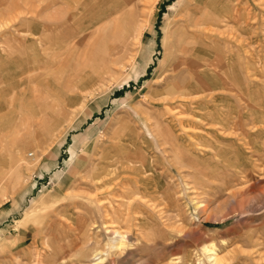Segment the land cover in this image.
I'll use <instances>...</instances> for the list:
<instances>
[{
    "label": "rangeland",
    "instance_id": "374dc122",
    "mask_svg": "<svg viewBox=\"0 0 264 264\" xmlns=\"http://www.w3.org/2000/svg\"><path fill=\"white\" fill-rule=\"evenodd\" d=\"M94 263L264 264V0H0V264Z\"/></svg>",
    "mask_w": 264,
    "mask_h": 264
},
{
    "label": "bare ground",
    "instance_id": "6f19581e",
    "mask_svg": "<svg viewBox=\"0 0 264 264\" xmlns=\"http://www.w3.org/2000/svg\"><path fill=\"white\" fill-rule=\"evenodd\" d=\"M121 160H123V159H121ZM120 166H121V164H120ZM112 168V167H111ZM121 170V169H120ZM147 169H145L144 171H146ZM145 173V172H144ZM103 175H104V173H103ZM106 176H107V174H105ZM104 175V176H105ZM102 177V176H101ZM101 177H100V181H102V179H101ZM105 179H107L106 177H105ZM106 181H109V180H106ZM104 182V181H103ZM111 182V181H110ZM121 182V181H120ZM108 183V182H107ZM107 183H105V184H107ZM133 183V182H132ZM135 183V182H134ZM104 184V183H103ZM128 184H129V182H128ZM127 184H125V186H123V190L124 191H126V192H124V193H129V192H132L131 190V188L129 189V187L128 186H126ZM121 186V187H122ZM133 187V186H132ZM135 187L138 189V187L135 185ZM123 193V194H124ZM137 194V193H136ZM131 200V199H130ZM146 206V205H145ZM138 208V207H137ZM114 210V209H113ZM119 210V209H118ZM118 210H116L118 213H119V211ZM114 212H115V210L113 211V215H114ZM126 214V213H125ZM121 216V215H120ZM106 233H110V234H112V235H115V237L117 238L116 240H119L120 239V241H116V242H113L114 244L113 245H111L110 246V248L111 249H114V250H119V249H121L122 248V246L124 245V243H123V240H124V237L122 236V234L119 232V230L117 231V230H113L112 229V226L111 227H106ZM124 235V234H123ZM125 246V245H124ZM203 252H205V253H209V254H211L212 252H211V250L208 248V247H204L203 248ZM211 252V253H210ZM215 258V257H214ZM94 264H96V263H94Z\"/></svg>",
    "mask_w": 264,
    "mask_h": 264
}]
</instances>
